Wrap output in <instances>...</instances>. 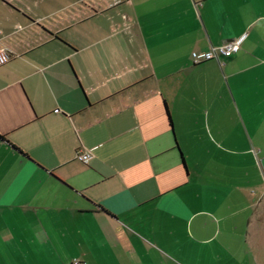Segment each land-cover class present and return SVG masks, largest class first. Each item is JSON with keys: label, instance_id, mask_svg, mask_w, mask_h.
I'll use <instances>...</instances> for the list:
<instances>
[{"label": "crops", "instance_id": "obj_1", "mask_svg": "<svg viewBox=\"0 0 264 264\" xmlns=\"http://www.w3.org/2000/svg\"><path fill=\"white\" fill-rule=\"evenodd\" d=\"M0 49V264H264V0H0Z\"/></svg>", "mask_w": 264, "mask_h": 264}, {"label": "built area", "instance_id": "obj_2", "mask_svg": "<svg viewBox=\"0 0 264 264\" xmlns=\"http://www.w3.org/2000/svg\"><path fill=\"white\" fill-rule=\"evenodd\" d=\"M239 49V41L238 40H230L226 41L218 46H211L207 51L205 52H192L191 58L193 63L198 64L202 63L204 61L217 58L218 55L223 57H228L235 53ZM10 60V55L7 51L4 49H0V66L7 63ZM90 154L87 151L80 150L78 154L76 155V158L86 163L89 159ZM72 264H81L79 260L74 259Z\"/></svg>", "mask_w": 264, "mask_h": 264}, {"label": "water", "instance_id": "obj_3", "mask_svg": "<svg viewBox=\"0 0 264 264\" xmlns=\"http://www.w3.org/2000/svg\"><path fill=\"white\" fill-rule=\"evenodd\" d=\"M260 164H261V167H262L263 172H264V157H262V158L260 159Z\"/></svg>", "mask_w": 264, "mask_h": 264}]
</instances>
